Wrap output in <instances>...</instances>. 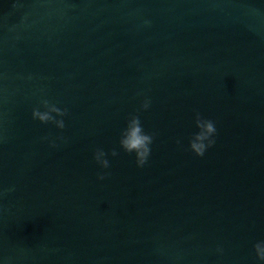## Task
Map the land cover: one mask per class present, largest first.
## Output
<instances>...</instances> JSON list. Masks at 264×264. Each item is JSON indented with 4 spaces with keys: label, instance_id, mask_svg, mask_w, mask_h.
<instances>
[{
    "label": "water",
    "instance_id": "obj_1",
    "mask_svg": "<svg viewBox=\"0 0 264 264\" xmlns=\"http://www.w3.org/2000/svg\"><path fill=\"white\" fill-rule=\"evenodd\" d=\"M139 92L143 168L119 145ZM42 98L63 130L32 119ZM196 112L217 128L203 157ZM8 188L0 264H264V0H0Z\"/></svg>",
    "mask_w": 264,
    "mask_h": 264
},
{
    "label": "clouds",
    "instance_id": "obj_2",
    "mask_svg": "<svg viewBox=\"0 0 264 264\" xmlns=\"http://www.w3.org/2000/svg\"><path fill=\"white\" fill-rule=\"evenodd\" d=\"M138 95L143 96L139 108L135 113L129 114L127 119L126 127L122 130L119 139L120 148L123 149L125 153L135 154V164L138 168H143L149 161V157L152 152L151 145L155 139V133L145 132L139 113L142 111H147L152 105V100L150 96L145 92H139ZM40 105L43 107V111L40 107H34L32 109V119L38 120L42 124H52L57 129L63 130L66 125L64 117L69 115L67 108H60L57 105L50 103L46 98H42ZM194 123L198 129L188 141L189 150L197 157H203L209 148H212L216 144L217 128L215 121L209 118L203 117L199 112L194 115ZM42 140H47L50 147H58L57 141L63 143L67 142L65 136L57 135L55 137H42ZM180 144V140L176 141ZM111 156L116 157L119 153L115 150H111ZM109 153L105 152L102 148L95 149L93 153L94 161L100 166L101 169H108L110 167V162L107 159ZM110 173L100 172L97 174L98 180H105ZM14 191V188L5 189L3 193ZM253 251L255 253L256 259L260 262H264V240L257 241L253 245ZM215 252L218 255H223L224 249L221 245H217Z\"/></svg>",
    "mask_w": 264,
    "mask_h": 264
}]
</instances>
